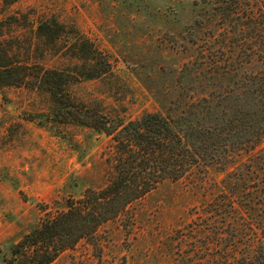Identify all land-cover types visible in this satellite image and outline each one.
Returning <instances> with one entry per match:
<instances>
[{
	"label": "rangeland",
	"instance_id": "rangeland-1",
	"mask_svg": "<svg viewBox=\"0 0 264 264\" xmlns=\"http://www.w3.org/2000/svg\"><path fill=\"white\" fill-rule=\"evenodd\" d=\"M44 20L63 25L58 44L40 41ZM78 40L102 52L111 70L70 85L71 97L134 120L166 112L173 100L183 104L190 96L218 92L222 77L209 79L216 66L224 73L223 88H233L243 73L263 70L264 0H0V50L17 61L66 70L79 64L72 55ZM77 48L83 52L81 44ZM196 59L202 64L198 78L182 70ZM49 112L41 90L0 88V264L42 219L87 189L104 186L112 173L110 137L55 122ZM233 158L227 172L211 168L206 180L196 172L162 183L100 226L96 245L81 240L52 264H222L223 247L240 235L218 220L210 228L205 224L220 200L209 190L248 164L246 155ZM209 235L215 244L207 246Z\"/></svg>",
	"mask_w": 264,
	"mask_h": 264
},
{
	"label": "trees",
	"instance_id": "trees-1",
	"mask_svg": "<svg viewBox=\"0 0 264 264\" xmlns=\"http://www.w3.org/2000/svg\"><path fill=\"white\" fill-rule=\"evenodd\" d=\"M38 34L40 41L58 44L64 27L55 20H44ZM80 44L83 52L77 48ZM74 45L72 55L79 64L68 67L72 70L24 64L13 53L0 50V88L41 90L49 97V117L55 122L78 124L110 137L112 173L104 186L87 189L78 200H69L65 210L42 219L11 246L10 257L3 264H52L81 240L96 245L100 226L122 217L133 202L162 183L190 178L196 172L206 180L211 168L227 172L238 154L246 155L248 164L226 173L214 184L215 190H209L210 196L215 193L220 200L205 227L218 220L219 227L240 235L223 247L222 264H264V69L243 73L233 88H223L224 73L215 65L209 79L222 77L216 81L218 92L211 88L206 95L190 96L183 104L173 100L166 112L125 120L71 97L70 85L98 79L111 70L108 58L92 44L78 40ZM259 59L264 64V56ZM201 65L196 59L182 70L188 69L198 78ZM182 78L181 71L180 83ZM254 176L261 177L253 182ZM129 220L133 226L134 218ZM223 233L214 241L220 243ZM207 239L211 241V235ZM211 244L215 243L207 246Z\"/></svg>",
	"mask_w": 264,
	"mask_h": 264
}]
</instances>
